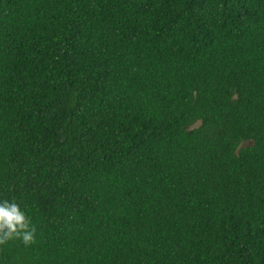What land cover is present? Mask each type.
I'll use <instances>...</instances> for the list:
<instances>
[{"label":"trees","instance_id":"1","mask_svg":"<svg viewBox=\"0 0 264 264\" xmlns=\"http://www.w3.org/2000/svg\"><path fill=\"white\" fill-rule=\"evenodd\" d=\"M0 264H264V0H0Z\"/></svg>","mask_w":264,"mask_h":264},{"label":"clouds","instance_id":"2","mask_svg":"<svg viewBox=\"0 0 264 264\" xmlns=\"http://www.w3.org/2000/svg\"><path fill=\"white\" fill-rule=\"evenodd\" d=\"M36 226L16 200L0 198V244L19 239L25 246L35 240Z\"/></svg>","mask_w":264,"mask_h":264}]
</instances>
